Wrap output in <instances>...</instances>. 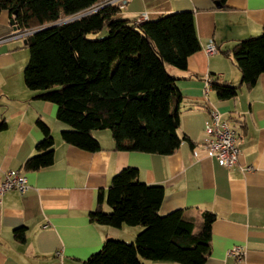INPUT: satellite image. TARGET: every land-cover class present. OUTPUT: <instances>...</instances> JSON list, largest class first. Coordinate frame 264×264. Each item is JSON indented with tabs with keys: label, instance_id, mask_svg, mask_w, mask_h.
I'll return each instance as SVG.
<instances>
[{
	"label": "crops",
	"instance_id": "1",
	"mask_svg": "<svg viewBox=\"0 0 264 264\" xmlns=\"http://www.w3.org/2000/svg\"><path fill=\"white\" fill-rule=\"evenodd\" d=\"M101 2L100 6L117 5L116 16L132 23L142 15L155 20L171 12L193 11L200 49L188 57L185 69L166 66L181 96L178 133L187 139L167 155L115 149L107 129L92 132L101 146L94 152L63 142L60 131L68 126L57 119L56 104L39 99V91L24 84L26 37L17 35L10 14L2 10L0 123L5 127L0 130V183L7 171L19 170L28 187L0 195V264H82L107 237L134 240L140 226L113 227L92 222L88 216L97 207L99 191L104 195L103 210H110L107 187L112 176L127 166L139 170L141 181L163 186L161 214L182 208L184 216L194 221L204 210L215 214L204 264H264V72L252 87L241 86L229 99H219L210 85L211 80L239 84L240 72L224 51L264 32V0ZM209 43L216 46L215 53L205 51ZM212 109L238 129L235 166L219 164L203 147ZM38 118L54 137V161L45 168L23 171V162L43 137ZM234 246L241 248L240 257L229 254Z\"/></svg>",
	"mask_w": 264,
	"mask_h": 264
},
{
	"label": "trees",
	"instance_id": "2",
	"mask_svg": "<svg viewBox=\"0 0 264 264\" xmlns=\"http://www.w3.org/2000/svg\"><path fill=\"white\" fill-rule=\"evenodd\" d=\"M101 4V0H0V12L14 17L16 32H28L24 84L39 91V99L57 105V119L68 126L60 138L69 145L97 151L101 146L92 132L107 129L115 149L171 154L187 137L178 133L181 96L166 66L185 69L188 57L200 49L193 11L132 23L116 16L117 5ZM105 27L106 36L88 37ZM224 54L233 59L240 82L211 80L219 99L235 97L241 86L252 87L264 72V32L237 41ZM36 124L43 137L23 162V171L54 161L51 130L39 118ZM4 127L1 122L0 130ZM163 197V186L141 181L137 168L127 166L115 173L105 197L110 210H103L104 195L99 191L89 219L141 230L132 241L107 237L82 264H204L215 214L204 210L199 221L186 218L182 208L161 214Z\"/></svg>",
	"mask_w": 264,
	"mask_h": 264
},
{
	"label": "built area",
	"instance_id": "3",
	"mask_svg": "<svg viewBox=\"0 0 264 264\" xmlns=\"http://www.w3.org/2000/svg\"><path fill=\"white\" fill-rule=\"evenodd\" d=\"M146 19V15H142L136 19L135 23H140ZM28 32H18V36H26ZM208 54L217 51L213 43H209L205 47ZM209 84L205 92L208 91ZM206 138L203 142V147L209 157L214 158L219 164L232 167L237 164L239 148L237 146L238 129L229 121L221 117V113L212 109L209 112V121L205 126ZM28 187L26 176L19 170H9L6 172L5 179L0 183V195L4 192L17 189L24 192ZM46 226V225H45ZM243 252L239 246H234L229 250V254L240 257ZM60 255L59 252H57Z\"/></svg>",
	"mask_w": 264,
	"mask_h": 264
},
{
	"label": "rangeland",
	"instance_id": "4",
	"mask_svg": "<svg viewBox=\"0 0 264 264\" xmlns=\"http://www.w3.org/2000/svg\"><path fill=\"white\" fill-rule=\"evenodd\" d=\"M106 35H107V28L105 27L101 31H99V32H97L95 34H88V37H91V38H102V37H104ZM28 53H29L28 52V48L25 47V55L28 56Z\"/></svg>",
	"mask_w": 264,
	"mask_h": 264
},
{
	"label": "water",
	"instance_id": "5",
	"mask_svg": "<svg viewBox=\"0 0 264 264\" xmlns=\"http://www.w3.org/2000/svg\"><path fill=\"white\" fill-rule=\"evenodd\" d=\"M218 6H220V4L218 2H216ZM9 23L12 25V29L14 31H17L18 27L15 25V20H14V17H11L9 19Z\"/></svg>",
	"mask_w": 264,
	"mask_h": 264
}]
</instances>
